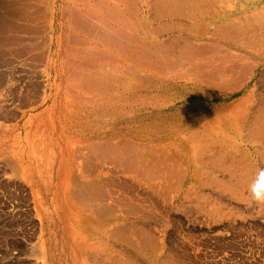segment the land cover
I'll list each match as a JSON object with an SVG mask.
<instances>
[{"label":"rangeland","instance_id":"rangeland-1","mask_svg":"<svg viewBox=\"0 0 264 264\" xmlns=\"http://www.w3.org/2000/svg\"><path fill=\"white\" fill-rule=\"evenodd\" d=\"M121 1L91 0V8L86 0H0V19L8 22L6 38L0 37V264H69L68 231L63 220L75 222L81 213L65 215L64 219L53 204L59 181L57 133L47 127L53 119L47 114L51 103L44 99L53 79L48 72L53 57L60 70L61 113L71 120L91 118L83 126L97 127L104 133L119 131L121 125L123 128L127 121L132 122L136 110L151 117L158 113L164 123L165 117L180 118L182 123L186 117L224 115L248 89L254 88L264 100V85H256L264 70V57L261 60L256 55L246 58L245 68L238 65L228 72H223L222 60H211L212 69L203 60L204 71L214 77L211 85L201 82L196 71L189 79L179 78L180 85L133 90L134 72L136 78L140 74L137 81L147 79L151 72L155 78L171 80L179 75L167 65L157 71L163 58L150 57L142 50V44L158 35L149 29L153 23L147 21L145 0ZM6 7L17 10L16 14L8 15ZM257 15L253 20L264 35V13ZM115 32L120 34L117 45L113 42ZM218 48L217 44L220 55ZM119 73L123 80L117 85ZM197 81L199 84H194ZM112 92L118 96H108ZM114 101L116 107L112 108ZM64 135H69L67 130ZM223 136L247 155L254 167L244 183L236 178L245 172L242 168L230 174L222 168L205 167L207 175L224 182L230 190L194 180L193 169L181 165L177 173L182 182H176L166 196L118 167L100 164L102 179L108 182L112 195L109 201L122 197L137 207L136 214L124 215L118 222L135 227L128 233L130 241H140L143 248H147L144 241L150 235L157 261L150 263L118 241H109L111 247L124 249L136 264H164L161 260L165 258V264H264V202L255 201L249 191L255 173L264 168V147H253L229 132ZM84 143L76 140L72 144L80 157L75 166L86 154ZM95 234L87 230L83 237L97 239Z\"/></svg>","mask_w":264,"mask_h":264},{"label":"bare ground","instance_id":"bare-ground-1","mask_svg":"<svg viewBox=\"0 0 264 264\" xmlns=\"http://www.w3.org/2000/svg\"><path fill=\"white\" fill-rule=\"evenodd\" d=\"M113 1L118 4L122 2L121 0ZM145 3L149 14L148 19H145L153 23L149 29L158 35H154L157 37L154 39L156 42L153 40L150 43L142 44V50L147 52L150 57L160 56L163 58L164 64L163 62L157 64V59L152 58L157 64V71H161L164 65H167V67L178 71L179 76L175 80L163 77L155 78V74L151 72L148 73L147 79L143 78L137 81L136 79L140 78V74L137 73L136 78L134 72L132 73V75L134 74L132 76L134 79L133 90H136L135 88L153 90L158 87L169 86L170 88L171 85H180L182 82L178 80L179 78L180 80L184 77L189 79L196 71L200 74L198 77L202 79L201 82L205 85H211L214 77L204 71L205 62L203 60L208 62V66L212 65L211 60H222L224 62L221 64L223 72H228L230 69L234 70L238 65L244 67L246 58L248 60V57L252 55H256L258 58L262 57L261 60H263L264 35L256 26L255 20H257V14L264 13V0H145ZM52 5L51 2V9ZM86 5L92 8L91 0H86ZM6 9L8 15L16 14L17 10L9 7ZM90 13H94V10L90 9ZM6 23L0 19V37L7 35L5 34L7 31ZM80 27L82 28V26ZM23 28L21 29L23 30ZM117 34L115 32L113 37V42L116 45L120 35ZM9 39L14 40L12 37ZM217 44L221 47L218 48L222 51L220 55L216 53ZM185 46H187L186 49ZM19 47L23 48L21 45ZM48 72L53 79L49 84V93L44 99L51 103L47 108V114L53 120L47 127L57 133V141L55 142L58 149L57 174L59 181L55 187L53 204L56 206L59 216L64 219L66 218L63 217L65 215L74 212L75 214L81 213L78 214L79 218L76 217L75 222L72 219L63 220L65 229L68 231L65 237L66 241H64L69 264H136L135 260L128 255L129 253L124 249L111 247L109 241L120 242L123 246L133 249L137 256L147 259L150 263L157 261L154 248H152L154 243L151 244V236L149 235V237L146 233L148 237L145 239L144 245L147 248H143L140 241L135 239V242L130 241L128 233L135 227L120 224L124 215L132 214L133 216L136 214L137 207L132 203L133 201H126L121 196V198H112L113 200L109 201L112 195L109 194L108 182L102 179L104 172L100 164L107 163L118 167L129 173V176L132 175V178L143 181L150 185L154 191L162 192L166 196L176 182H182L181 175L177 173L181 165L193 169L191 170V177L194 180L205 184H215L230 190L224 182L217 181L212 175H207L205 167L211 165L222 168L230 174L236 168H242L245 172L242 171L243 174L236 175L237 181L240 183L246 182L254 167L251 160L246 157L247 155L239 152L232 141L231 143L224 139V132H229L253 147H264V100L254 88L248 89L246 94L238 99L232 107H228L229 110L224 115L215 113L213 116L198 119L197 117H186L182 123L180 118L165 117L166 123H164L162 118L159 120V117L156 116L158 113L151 117L147 113H141V110H136L133 112L138 116L132 115L131 118L135 116L132 122L127 121L123 128L121 125L119 131L115 129L113 132L104 133L100 132L97 127L83 126L87 125V120H91V118L71 120L61 113L58 100V93L61 90L60 70L54 57L48 66ZM121 76L120 73L117 75V85L122 83L123 76ZM257 77L256 85L263 86V69ZM197 82L194 84H199L200 81ZM108 96L116 98L118 95L117 92H112L108 93ZM114 103L115 101L112 102V108L116 107ZM187 115L190 116V114ZM64 130L68 131V136H62ZM73 138L79 142H85L83 148L86 149V154H83L82 161L77 166H75V159L78 154L76 149H72V144L76 141ZM167 169L169 171L166 172ZM110 192L112 191L110 190ZM115 209L120 210L118 212L120 215L117 214V217H115ZM78 219L80 220L77 221ZM87 230L95 232L99 237L96 236L97 239H93V237V240L86 239V234L83 235V232H87ZM141 234H139L140 237ZM165 259L161 260L164 264ZM166 264L170 263L167 262Z\"/></svg>","mask_w":264,"mask_h":264},{"label":"clouds","instance_id":"clouds-1","mask_svg":"<svg viewBox=\"0 0 264 264\" xmlns=\"http://www.w3.org/2000/svg\"><path fill=\"white\" fill-rule=\"evenodd\" d=\"M249 191L255 201L264 202V168L255 173V178L249 184Z\"/></svg>","mask_w":264,"mask_h":264}]
</instances>
